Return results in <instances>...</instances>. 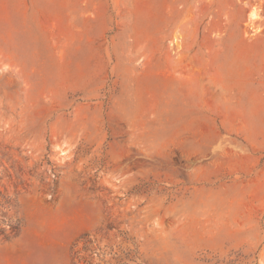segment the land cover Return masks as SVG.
Segmentation results:
<instances>
[{
	"label": "rangeland",
	"instance_id": "374dc122",
	"mask_svg": "<svg viewBox=\"0 0 264 264\" xmlns=\"http://www.w3.org/2000/svg\"><path fill=\"white\" fill-rule=\"evenodd\" d=\"M0 264H264V0H0Z\"/></svg>",
	"mask_w": 264,
	"mask_h": 264
}]
</instances>
